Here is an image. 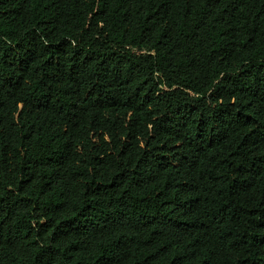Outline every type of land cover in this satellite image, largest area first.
<instances>
[{
	"label": "trees",
	"instance_id": "16d2710c",
	"mask_svg": "<svg viewBox=\"0 0 264 264\" xmlns=\"http://www.w3.org/2000/svg\"><path fill=\"white\" fill-rule=\"evenodd\" d=\"M0 264H264V0H0Z\"/></svg>",
	"mask_w": 264,
	"mask_h": 264
}]
</instances>
